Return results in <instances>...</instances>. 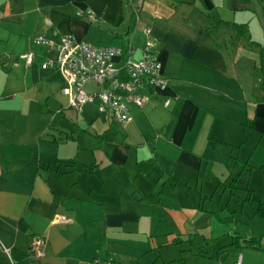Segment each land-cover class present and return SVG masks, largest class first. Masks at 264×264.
Listing matches in <instances>:
<instances>
[{
  "label": "crops",
  "instance_id": "crops-1",
  "mask_svg": "<svg viewBox=\"0 0 264 264\" xmlns=\"http://www.w3.org/2000/svg\"><path fill=\"white\" fill-rule=\"evenodd\" d=\"M134 2L138 22L128 0H0V264H168L177 240L204 264H264V216L248 201L260 194L229 183L264 158V3ZM85 8L100 21L77 18ZM145 25L168 88L129 103L128 124L73 109L58 68H42L55 53L33 42L56 29L140 58ZM89 107L93 131L77 132ZM33 235L47 240L41 259Z\"/></svg>",
  "mask_w": 264,
  "mask_h": 264
},
{
  "label": "built area",
  "instance_id": "built-area-1",
  "mask_svg": "<svg viewBox=\"0 0 264 264\" xmlns=\"http://www.w3.org/2000/svg\"><path fill=\"white\" fill-rule=\"evenodd\" d=\"M136 21L140 20V4L130 0ZM159 17V14H155ZM76 17L88 22L100 21V16L91 8L79 10ZM144 43L140 48V58H135V47L130 43L125 46L94 45L79 39L74 34H61L53 29L51 36L36 35L33 42L45 46L55 53L42 64L43 69L56 67L63 77L61 89L69 98L70 106L81 113L85 105H95L99 112H109L114 120L121 124L132 122L129 103L143 107L151 95L164 92L168 80L162 73L157 40L152 28H141ZM26 65L33 62L32 52L21 56ZM92 86V87H90ZM170 101L165 100L167 107ZM61 221L67 222L66 218ZM46 238L33 235L30 238L28 254L36 259L45 257ZM10 255V249L3 247ZM101 264H115L112 258ZM236 264H241V258Z\"/></svg>",
  "mask_w": 264,
  "mask_h": 264
},
{
  "label": "rangeland",
  "instance_id": "rangeland-1",
  "mask_svg": "<svg viewBox=\"0 0 264 264\" xmlns=\"http://www.w3.org/2000/svg\"><path fill=\"white\" fill-rule=\"evenodd\" d=\"M258 3L263 2L264 0H257ZM81 115V114H80ZM99 113L96 108L94 107H89L85 110V113L80 116V118L86 119V122L83 123L81 122L80 126L77 127V132H92L93 129L91 126H89L90 119L94 116H98ZM87 123V124H86ZM251 157L250 154L248 156H244L245 159ZM253 158H250V165L248 166L247 170H242L240 172L235 169H231L232 171V179L230 180L229 183L235 181L237 185H239L242 188H250V189H257L258 193L262 196L264 199V170H262V165H264V158L262 155V152H258L257 156ZM241 173V174H240ZM227 176L229 173L226 174ZM235 176L237 178H235ZM225 181V180H224ZM245 190H240L236 189L234 191L235 195L234 196H244ZM212 193V190H211ZM220 195L217 197V195L214 196V200L218 199ZM225 196L223 197V199ZM210 207V206H209ZM212 207V206H211ZM210 207V208H211ZM185 239V238H184ZM189 240V238H187ZM193 240V237H192ZM193 241H181L177 240V243L174 245L175 247L166 249L165 251L162 252L163 259L165 260L166 263L168 264H198L201 263L204 264L206 260L210 259H205V256L198 255V248L194 245H191ZM210 264V261H209Z\"/></svg>",
  "mask_w": 264,
  "mask_h": 264
},
{
  "label": "trees",
  "instance_id": "trees-1",
  "mask_svg": "<svg viewBox=\"0 0 264 264\" xmlns=\"http://www.w3.org/2000/svg\"><path fill=\"white\" fill-rule=\"evenodd\" d=\"M130 3V0H128V4ZM130 6V5H129ZM264 170V165L261 167ZM248 201L251 203V206L254 210V213L260 216H264V202L260 195L256 194L254 191L249 190V196ZM19 228L21 230L26 229V224L23 222L19 223ZM234 243H238V240H235ZM252 240L247 242V245L252 246Z\"/></svg>",
  "mask_w": 264,
  "mask_h": 264
}]
</instances>
